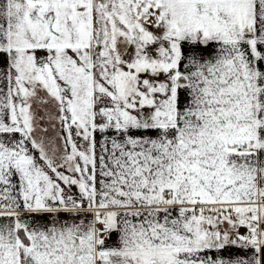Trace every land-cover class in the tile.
<instances>
[{
	"label": "snow or ice",
	"instance_id": "obj_1",
	"mask_svg": "<svg viewBox=\"0 0 264 264\" xmlns=\"http://www.w3.org/2000/svg\"><path fill=\"white\" fill-rule=\"evenodd\" d=\"M0 264H264V0H0Z\"/></svg>",
	"mask_w": 264,
	"mask_h": 264
},
{
	"label": "crops",
	"instance_id": "obj_2",
	"mask_svg": "<svg viewBox=\"0 0 264 264\" xmlns=\"http://www.w3.org/2000/svg\"><path fill=\"white\" fill-rule=\"evenodd\" d=\"M225 227H227V225H225ZM241 231H245V229L241 228ZM243 251L247 252L249 256L252 255V252L249 249H244ZM233 254H242V253H240L239 250H237V249H233Z\"/></svg>",
	"mask_w": 264,
	"mask_h": 264
},
{
	"label": "rangeland",
	"instance_id": "obj_3",
	"mask_svg": "<svg viewBox=\"0 0 264 264\" xmlns=\"http://www.w3.org/2000/svg\"><path fill=\"white\" fill-rule=\"evenodd\" d=\"M41 111H43V110H41ZM53 114H55V113H53ZM44 126H47V122L45 123V125Z\"/></svg>",
	"mask_w": 264,
	"mask_h": 264
}]
</instances>
